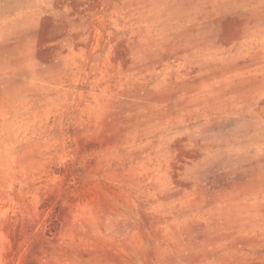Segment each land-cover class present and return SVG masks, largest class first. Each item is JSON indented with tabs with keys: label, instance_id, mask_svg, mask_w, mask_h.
<instances>
[{
	"label": "rangeland",
	"instance_id": "1",
	"mask_svg": "<svg viewBox=\"0 0 264 264\" xmlns=\"http://www.w3.org/2000/svg\"><path fill=\"white\" fill-rule=\"evenodd\" d=\"M0 264H264V0H0Z\"/></svg>",
	"mask_w": 264,
	"mask_h": 264
}]
</instances>
